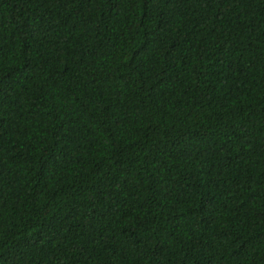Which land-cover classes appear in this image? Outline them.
<instances>
[{
  "label": "trees",
  "instance_id": "1",
  "mask_svg": "<svg viewBox=\"0 0 264 264\" xmlns=\"http://www.w3.org/2000/svg\"><path fill=\"white\" fill-rule=\"evenodd\" d=\"M0 264H264V0H0Z\"/></svg>",
  "mask_w": 264,
  "mask_h": 264
}]
</instances>
